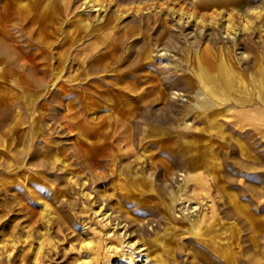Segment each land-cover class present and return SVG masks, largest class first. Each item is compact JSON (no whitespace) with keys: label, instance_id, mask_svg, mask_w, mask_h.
<instances>
[{"label":"rangeland","instance_id":"1","mask_svg":"<svg viewBox=\"0 0 264 264\" xmlns=\"http://www.w3.org/2000/svg\"><path fill=\"white\" fill-rule=\"evenodd\" d=\"M85 255L264 264V0H0V264Z\"/></svg>","mask_w":264,"mask_h":264},{"label":"bare ground","instance_id":"2","mask_svg":"<svg viewBox=\"0 0 264 264\" xmlns=\"http://www.w3.org/2000/svg\"><path fill=\"white\" fill-rule=\"evenodd\" d=\"M106 214V212H104V215ZM105 218V217H104ZM108 218V217H107ZM106 218V219H107ZM88 243H91V241H88ZM117 248V247H116ZM118 249V248H117ZM119 250V249H118ZM126 256V255H125ZM129 258V257H128ZM107 260V259H106ZM90 261V257L88 255H85V258L83 260V263L86 264Z\"/></svg>","mask_w":264,"mask_h":264}]
</instances>
